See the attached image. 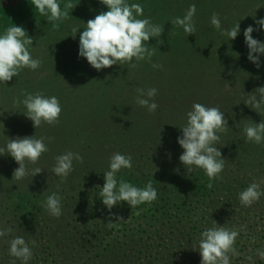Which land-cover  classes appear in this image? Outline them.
Listing matches in <instances>:
<instances>
[{
  "label": "rangeland",
  "instance_id": "obj_1",
  "mask_svg": "<svg viewBox=\"0 0 264 264\" xmlns=\"http://www.w3.org/2000/svg\"><path fill=\"white\" fill-rule=\"evenodd\" d=\"M233 1L182 0L174 28L149 19L118 50L105 34L90 76L29 88L26 120L0 101V264H264V60L225 48L248 12Z\"/></svg>",
  "mask_w": 264,
  "mask_h": 264
},
{
  "label": "trees",
  "instance_id": "obj_2",
  "mask_svg": "<svg viewBox=\"0 0 264 264\" xmlns=\"http://www.w3.org/2000/svg\"><path fill=\"white\" fill-rule=\"evenodd\" d=\"M215 1L212 0V3ZM223 1H227L230 6L235 3L233 0ZM239 1L248 12H237L240 17L234 25L236 31H230L221 39L226 43L225 48L228 51L242 52L244 58H241L237 65L243 67L246 66L245 60L249 63L252 60L257 62L264 60V32L256 27V21H264L262 10L264 4L262 0H257V5L249 8V0ZM179 2L182 3V0H23L20 10L2 6L0 8V91L3 94L0 101L3 111H11L12 106L17 105L16 108L20 111L16 113L14 110L13 113L26 120L29 118L28 113L32 115L34 113L30 102L34 101L33 93L29 88L54 86V78L61 73L70 74L72 71H77L90 76L94 61L89 54L105 34L111 35L110 38L116 44L115 49L125 48L140 39L139 36L144 32L142 28L147 25L149 19L152 21L157 19L155 24L161 28L159 34L163 35L166 30L175 27L170 19L172 16L166 18L170 16L166 10L170 7L176 9ZM189 3L193 4L194 0H186L182 8L188 7ZM189 15L191 16L190 13ZM227 17L221 14L220 18L223 19L207 24L206 27L213 38H219L221 35L219 24L222 25ZM250 23L255 24L254 33ZM92 25L94 26L90 27ZM257 31L258 33H255ZM172 34L175 38L170 37L171 42L167 46L170 50L177 47L178 41L187 38L186 31L183 30ZM194 36L203 37L200 34ZM194 36L193 39L189 38V44L200 46L202 43L198 44ZM147 47L150 50L149 54L154 58L151 65H154L158 51L151 44ZM249 49L252 51L250 52ZM95 50L98 51L96 48ZM207 51H212V47ZM213 54L218 57V53L213 52ZM138 55L144 58L146 53L140 51ZM251 56L252 58L249 59ZM39 63L45 66L41 69L44 78L34 80V73L37 71L33 66ZM97 71L100 73L96 76L101 77V71ZM263 72L264 70L261 69L260 73ZM10 83L14 85L11 86ZM261 104L264 105V99ZM263 120L264 108L259 112V121L263 122ZM261 129L260 134L264 135V126H261Z\"/></svg>",
  "mask_w": 264,
  "mask_h": 264
}]
</instances>
